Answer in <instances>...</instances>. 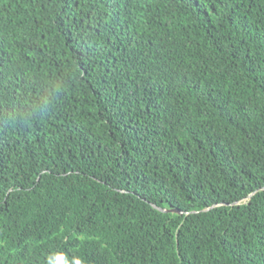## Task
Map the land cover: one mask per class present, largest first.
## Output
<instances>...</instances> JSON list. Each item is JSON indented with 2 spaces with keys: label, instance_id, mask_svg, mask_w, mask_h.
Listing matches in <instances>:
<instances>
[{
  "label": "trees",
  "instance_id": "trees-1",
  "mask_svg": "<svg viewBox=\"0 0 264 264\" xmlns=\"http://www.w3.org/2000/svg\"><path fill=\"white\" fill-rule=\"evenodd\" d=\"M0 264H264V0H0Z\"/></svg>",
  "mask_w": 264,
  "mask_h": 264
},
{
  "label": "water",
  "instance_id": "water-1",
  "mask_svg": "<svg viewBox=\"0 0 264 264\" xmlns=\"http://www.w3.org/2000/svg\"><path fill=\"white\" fill-rule=\"evenodd\" d=\"M159 209V208H158ZM159 210H161V211H165V210H162V209H159Z\"/></svg>",
  "mask_w": 264,
  "mask_h": 264
}]
</instances>
